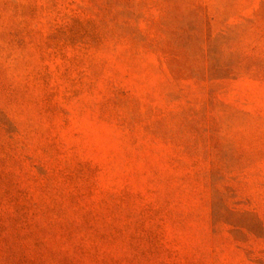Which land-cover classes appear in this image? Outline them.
Returning a JSON list of instances; mask_svg holds the SVG:
<instances>
[{
  "label": "rangeland",
  "instance_id": "374dc122",
  "mask_svg": "<svg viewBox=\"0 0 264 264\" xmlns=\"http://www.w3.org/2000/svg\"><path fill=\"white\" fill-rule=\"evenodd\" d=\"M0 264H264V0H0Z\"/></svg>",
  "mask_w": 264,
  "mask_h": 264
}]
</instances>
